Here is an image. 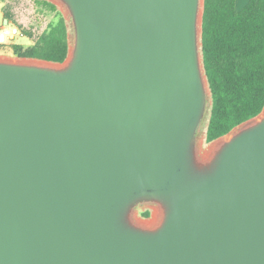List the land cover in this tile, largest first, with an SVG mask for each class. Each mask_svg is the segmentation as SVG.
<instances>
[{"label": "water", "instance_id": "obj_1", "mask_svg": "<svg viewBox=\"0 0 264 264\" xmlns=\"http://www.w3.org/2000/svg\"><path fill=\"white\" fill-rule=\"evenodd\" d=\"M48 1L66 59L0 58V264H264V107L195 146L204 0Z\"/></svg>", "mask_w": 264, "mask_h": 264}, {"label": "trees", "instance_id": "obj_2", "mask_svg": "<svg viewBox=\"0 0 264 264\" xmlns=\"http://www.w3.org/2000/svg\"><path fill=\"white\" fill-rule=\"evenodd\" d=\"M35 1L55 11L54 17L37 34L21 26L31 44H12V54L61 63L70 48L68 22L52 2ZM235 2L204 0L201 55L211 100L206 143L228 134L264 107V0H248L240 10ZM149 215L148 210L142 212Z\"/></svg>", "mask_w": 264, "mask_h": 264}, {"label": "rangeland", "instance_id": "obj_3", "mask_svg": "<svg viewBox=\"0 0 264 264\" xmlns=\"http://www.w3.org/2000/svg\"><path fill=\"white\" fill-rule=\"evenodd\" d=\"M247 0H236L235 6L237 10H240ZM3 2V4H2ZM0 1V24L11 28L12 26L23 27L25 29H30L35 34L40 33L54 17L55 11H50L44 6L37 4L35 0H2ZM56 5V4H55ZM57 10H59L66 18L69 25V39L70 48L74 45V29L72 26L71 18L68 13L67 8L64 5L57 4ZM4 13L8 15L6 19H3ZM10 17V18H9ZM11 20L14 25L9 23ZM22 42V43H21ZM12 44H23L24 46L30 45L31 40L27 37H15L4 44H0V58L1 59H11V60H29L26 58H18L12 54L11 45ZM210 111V100L207 99L205 106L204 115L201 122L197 128L195 135V146L202 150H205L211 143L205 142L206 127L209 118ZM227 137V135L225 136ZM157 206L153 202H138L133 206L132 217L135 221H146L150 220L153 216L154 211H156ZM148 210L150 215L148 217L142 216V212Z\"/></svg>", "mask_w": 264, "mask_h": 264}, {"label": "built area", "instance_id": "obj_4", "mask_svg": "<svg viewBox=\"0 0 264 264\" xmlns=\"http://www.w3.org/2000/svg\"><path fill=\"white\" fill-rule=\"evenodd\" d=\"M23 36V32L17 26H12L11 28H9L7 26L0 25V44H4L15 37Z\"/></svg>", "mask_w": 264, "mask_h": 264}, {"label": "bare ground", "instance_id": "obj_5", "mask_svg": "<svg viewBox=\"0 0 264 264\" xmlns=\"http://www.w3.org/2000/svg\"><path fill=\"white\" fill-rule=\"evenodd\" d=\"M152 216H153L152 219L149 220V221L144 222V225L145 224L150 225V224H152L157 219V217H158V211H157V209H156V211H154V213H153Z\"/></svg>", "mask_w": 264, "mask_h": 264}, {"label": "crops", "instance_id": "obj_6", "mask_svg": "<svg viewBox=\"0 0 264 264\" xmlns=\"http://www.w3.org/2000/svg\"><path fill=\"white\" fill-rule=\"evenodd\" d=\"M0 1L2 2V0H0ZM247 1H248V0H247ZM247 1H246V2H247ZM2 4H3V2H2ZM2 10H3V9H2ZM9 18H10V17H9ZM3 19H6V18H5L4 10H3ZM6 20H7V19H6ZM8 22L11 23L12 25H14V24L12 23L11 20H9ZM0 25H1V24H0ZM24 37H25V36H24ZM21 43H22V42H21Z\"/></svg>", "mask_w": 264, "mask_h": 264}]
</instances>
